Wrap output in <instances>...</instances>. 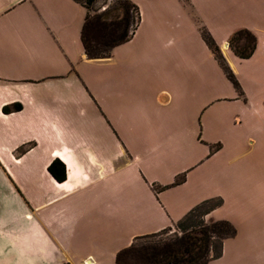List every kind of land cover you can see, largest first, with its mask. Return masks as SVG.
I'll return each instance as SVG.
<instances>
[{"label":"crops","instance_id":"crops-1","mask_svg":"<svg viewBox=\"0 0 264 264\" xmlns=\"http://www.w3.org/2000/svg\"><path fill=\"white\" fill-rule=\"evenodd\" d=\"M132 1L133 37L89 58L81 3L0 0V264H117L209 199L205 220L236 228L209 264H264V0Z\"/></svg>","mask_w":264,"mask_h":264},{"label":"trees","instance_id":"trees-1","mask_svg":"<svg viewBox=\"0 0 264 264\" xmlns=\"http://www.w3.org/2000/svg\"><path fill=\"white\" fill-rule=\"evenodd\" d=\"M75 1L87 10L81 39L89 58L109 57L114 47L133 37L141 22L140 9L132 0H114L113 3L104 5L102 10L94 8L97 0ZM201 34L227 78L242 92L235 73L213 36L205 27H201ZM228 44L236 56L249 58L257 47V36L249 29L241 28L229 36ZM21 108L20 103H14L5 105L3 111L9 113ZM24 150L21 148L20 152ZM48 170L58 181L65 180L66 166L61 160L54 159ZM183 180L184 176L181 175L175 179L173 185L180 184ZM220 204L221 199H209L196 205L177 222L181 230L179 234L159 239H152L159 232L137 237L130 246L117 253L116 263L209 264L211 260L221 256L224 240L236 234V228L229 220H205V215ZM196 216L199 218L195 219Z\"/></svg>","mask_w":264,"mask_h":264},{"label":"rangeland","instance_id":"rangeland-1","mask_svg":"<svg viewBox=\"0 0 264 264\" xmlns=\"http://www.w3.org/2000/svg\"><path fill=\"white\" fill-rule=\"evenodd\" d=\"M113 1L114 0H97V2H95V4H94V8L95 9H101L102 10L104 5L113 3ZM198 214L200 215V213H198ZM198 218H199L198 216L195 217V219H198ZM179 233H181V230L179 228V223H176L174 226L169 227V228H167V229L159 232L152 239L167 238V237H171L173 235L179 234ZM139 241H142V240H138V242Z\"/></svg>","mask_w":264,"mask_h":264}]
</instances>
